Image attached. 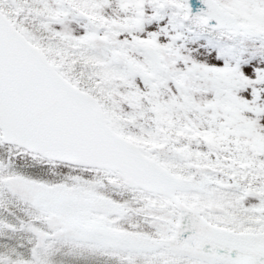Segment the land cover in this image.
I'll use <instances>...</instances> for the list:
<instances>
[{"label": "snow or ice", "instance_id": "1", "mask_svg": "<svg viewBox=\"0 0 264 264\" xmlns=\"http://www.w3.org/2000/svg\"><path fill=\"white\" fill-rule=\"evenodd\" d=\"M0 264H264V0H0Z\"/></svg>", "mask_w": 264, "mask_h": 264}]
</instances>
